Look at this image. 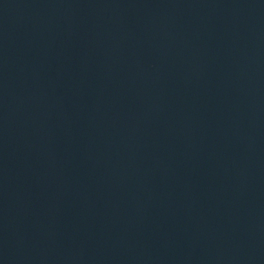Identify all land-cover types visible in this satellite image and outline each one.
<instances>
[{"label":"water","instance_id":"1","mask_svg":"<svg viewBox=\"0 0 264 264\" xmlns=\"http://www.w3.org/2000/svg\"><path fill=\"white\" fill-rule=\"evenodd\" d=\"M0 264H264V0H0Z\"/></svg>","mask_w":264,"mask_h":264}]
</instances>
